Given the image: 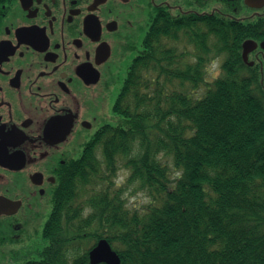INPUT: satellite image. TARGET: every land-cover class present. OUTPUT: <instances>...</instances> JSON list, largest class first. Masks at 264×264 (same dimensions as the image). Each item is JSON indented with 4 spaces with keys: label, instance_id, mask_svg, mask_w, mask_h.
<instances>
[{
    "label": "trees",
    "instance_id": "obj_1",
    "mask_svg": "<svg viewBox=\"0 0 264 264\" xmlns=\"http://www.w3.org/2000/svg\"><path fill=\"white\" fill-rule=\"evenodd\" d=\"M193 25L149 27L114 123L83 145L45 246L22 264H90L101 239L120 264H264V92L230 70L207 81L217 54ZM137 192L148 203L128 206Z\"/></svg>",
    "mask_w": 264,
    "mask_h": 264
},
{
    "label": "flooded vegetation",
    "instance_id": "obj_2",
    "mask_svg": "<svg viewBox=\"0 0 264 264\" xmlns=\"http://www.w3.org/2000/svg\"><path fill=\"white\" fill-rule=\"evenodd\" d=\"M166 19L198 23L209 64L264 92V0H0V264L45 246L80 150L114 123L113 91Z\"/></svg>",
    "mask_w": 264,
    "mask_h": 264
},
{
    "label": "water",
    "instance_id": "obj_3",
    "mask_svg": "<svg viewBox=\"0 0 264 264\" xmlns=\"http://www.w3.org/2000/svg\"><path fill=\"white\" fill-rule=\"evenodd\" d=\"M246 45L247 43L244 44V61H246ZM88 257L90 264H120V258L118 254L112 249L108 241L105 239L99 240L96 245L90 249Z\"/></svg>",
    "mask_w": 264,
    "mask_h": 264
},
{
    "label": "rangeland",
    "instance_id": "obj_4",
    "mask_svg": "<svg viewBox=\"0 0 264 264\" xmlns=\"http://www.w3.org/2000/svg\"><path fill=\"white\" fill-rule=\"evenodd\" d=\"M218 73V70L217 69H214L212 71V76H208L207 77V81H211L213 79V77L215 75H217ZM119 89L117 90H114L113 91V97H112V102H114L115 100V97L118 93ZM126 171H120L119 174H118V177H117V182L118 184H120L122 186L123 182L126 180ZM132 191V190H130ZM128 192V193H131V192ZM128 199V200H127ZM126 200L128 202V206L130 207H140V206H144L148 203V198L146 196V193H142V192H137L135 195H129V194H126Z\"/></svg>",
    "mask_w": 264,
    "mask_h": 264
}]
</instances>
